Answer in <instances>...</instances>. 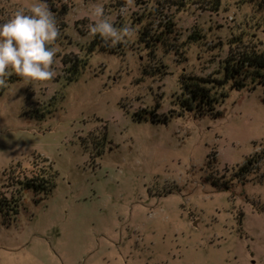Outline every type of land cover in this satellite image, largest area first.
<instances>
[{
  "label": "rangeland",
  "instance_id": "obj_1",
  "mask_svg": "<svg viewBox=\"0 0 264 264\" xmlns=\"http://www.w3.org/2000/svg\"><path fill=\"white\" fill-rule=\"evenodd\" d=\"M34 2L0 0V23ZM96 4L135 35L90 34ZM47 6L55 78L0 95V264H264V86L216 84L230 46L264 53V0ZM199 80L212 102L188 111ZM33 170L45 192L18 184Z\"/></svg>",
  "mask_w": 264,
  "mask_h": 264
},
{
  "label": "clouds",
  "instance_id": "obj_2",
  "mask_svg": "<svg viewBox=\"0 0 264 264\" xmlns=\"http://www.w3.org/2000/svg\"><path fill=\"white\" fill-rule=\"evenodd\" d=\"M124 10L121 9V14ZM91 15L97 19L87 26L89 33L98 35L110 46L135 35L132 27L115 26L100 4L94 6ZM60 37L47 0H35L29 9H19L0 23V88L7 87L8 78L13 74L25 83L43 84L53 80Z\"/></svg>",
  "mask_w": 264,
  "mask_h": 264
},
{
  "label": "trees",
  "instance_id": "obj_3",
  "mask_svg": "<svg viewBox=\"0 0 264 264\" xmlns=\"http://www.w3.org/2000/svg\"><path fill=\"white\" fill-rule=\"evenodd\" d=\"M150 17V14L148 16H145L144 18H142L141 20L138 19L139 21H143V19ZM140 23V22H139ZM168 24H166L167 26ZM163 23L161 22L159 28H162ZM167 28V27H166ZM167 30V29H166ZM171 32V31H168ZM162 34V35H161ZM158 36L151 38L148 35V39L150 40V43H152V45H148V47L146 46V42H142L139 41L143 46L145 45L146 48L152 49V46H158V44L160 45V43H164V38L165 36H163V32L160 34H157ZM62 37H60L61 39ZM59 39V40H60ZM200 39V36L195 35L192 37V40H195L196 42ZM58 40V42H59ZM146 41V40H145ZM149 42V41H148ZM147 42V44H148ZM237 42V43H236ZM242 40L241 39H237V41H235L234 43H230L232 44H238L241 43ZM99 42L98 41H94L93 45L90 47V53L95 51L96 49L98 50H104V51H109L108 47L105 46H98ZM119 47V46H118ZM96 48V49H94ZM115 50V49H114ZM109 52H112V50H110ZM118 51L113 53H117ZM120 52V51H119ZM75 68L72 69V73H74ZM76 72V71H75ZM224 78L223 80H218L219 87H224L227 85H230L231 89H235V90H239V89H243V88H255L256 86H264V53H259L256 50L253 51H247V50H242V48H240L239 52L236 53L234 52V48L232 46H230L229 48V55L227 57V59L224 61ZM71 80V79H70ZM198 89L195 90L194 88H192L191 85H186L185 90L191 92V94L189 95V98L187 100H184L183 103H181V106L185 107L186 110L191 111L193 110V108H198V106H202L203 108H207L209 107L210 103L212 102V99L210 98V95L207 94V92L205 91V86L208 84V81H202L199 80L198 82ZM5 92L4 88H0V95L3 94ZM225 98V96H223ZM248 164H251L250 161L248 162ZM246 166L243 167V169L241 170V174H239L238 176H242L243 172L247 171ZM237 176V177H238ZM24 180H29L26 184L24 183L25 181L21 180L18 184H23L24 188L26 189H35L38 192H45L44 189L45 187L47 188V185H50V181L48 180H44L41 177H39V175L37 174V171L33 170L31 171V176L25 175ZM53 186V185H52Z\"/></svg>",
  "mask_w": 264,
  "mask_h": 264
}]
</instances>
